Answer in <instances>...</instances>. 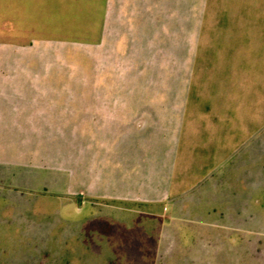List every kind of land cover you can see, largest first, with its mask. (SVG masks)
Wrapping results in <instances>:
<instances>
[{
	"label": "crops",
	"instance_id": "obj_1",
	"mask_svg": "<svg viewBox=\"0 0 264 264\" xmlns=\"http://www.w3.org/2000/svg\"><path fill=\"white\" fill-rule=\"evenodd\" d=\"M251 6L261 13L260 0ZM209 7L208 0H0V165L19 152V142L23 153L35 148L33 132L20 139L17 127L49 122L21 109L19 94L76 90L82 102L88 98L76 158L77 174L88 179L82 196L161 219L156 238L170 222L173 233L216 240L240 233L221 224L263 223L264 126L244 120L237 89L229 98L227 89L211 86L203 110L194 109ZM53 43L91 46V70H53L46 52ZM174 259L165 264H189Z\"/></svg>",
	"mask_w": 264,
	"mask_h": 264
},
{
	"label": "rangeland",
	"instance_id": "obj_2",
	"mask_svg": "<svg viewBox=\"0 0 264 264\" xmlns=\"http://www.w3.org/2000/svg\"><path fill=\"white\" fill-rule=\"evenodd\" d=\"M208 5L211 12L204 15L192 83L194 109L203 110L204 92L211 86L224 87L229 98L237 89L244 120L261 129L264 0L260 14H252V0H208ZM48 50L53 70H91V46L53 43ZM63 89L47 96L31 91L14 99L21 109L36 112L37 123L43 117L49 122L17 127L20 139L33 132L35 148L23 153L19 142V152L0 165V264H165L172 258L189 264H264V222L221 224L226 229L239 226L240 233L225 232L217 240L176 229L173 233L176 225L170 222L156 238L153 230L161 219L82 196L79 189L88 186V179L77 174L76 158L82 153L79 123L88 98L82 102L76 90ZM228 107L229 112L234 108L231 102ZM240 109L238 105V113ZM181 217L187 221L189 216ZM191 225L183 223L182 230ZM166 250L170 256L164 255Z\"/></svg>",
	"mask_w": 264,
	"mask_h": 264
}]
</instances>
